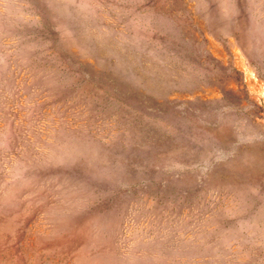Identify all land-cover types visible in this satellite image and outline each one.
<instances>
[{"label":"rangeland","instance_id":"rangeland-1","mask_svg":"<svg viewBox=\"0 0 264 264\" xmlns=\"http://www.w3.org/2000/svg\"><path fill=\"white\" fill-rule=\"evenodd\" d=\"M0 264H264V0H0Z\"/></svg>","mask_w":264,"mask_h":264}]
</instances>
